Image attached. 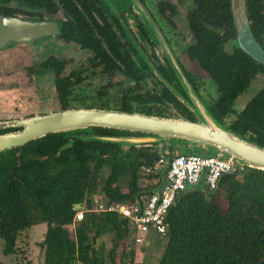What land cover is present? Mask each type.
<instances>
[{"label": "trees", "instance_id": "obj_1", "mask_svg": "<svg viewBox=\"0 0 264 264\" xmlns=\"http://www.w3.org/2000/svg\"><path fill=\"white\" fill-rule=\"evenodd\" d=\"M197 3L198 18L207 13V19L226 21L216 22L225 25L222 35L198 28L197 34L209 36L208 41L195 55L190 54L218 82L219 100L212 114L221 123L218 115L231 111L233 100L251 75L247 64L252 60L238 48L234 56H223L220 51L222 38L235 37L230 1ZM245 7L254 37L264 43V0H246ZM259 99L240 113L231 130L264 147V92ZM93 131L103 136L119 133L104 128ZM127 133L119 136H132ZM91 134L86 130L54 133L0 153L4 256L15 254L21 231L45 224L39 243L43 264H126V244L134 237L128 221L116 212H89L73 229L69 226L77 206L86 203L90 207L96 193L109 204L133 201L154 191V185H143L144 180L157 176L145 175L144 168L159 158L160 148L123 149L117 144L82 139ZM167 150L177 156L190 147L170 144ZM167 223L165 239L150 233L146 240L163 246L157 264H264V171L243 167L224 176L216 191L188 189L170 208ZM105 237L109 248L103 242Z\"/></svg>", "mask_w": 264, "mask_h": 264}, {"label": "flooded vegetation", "instance_id": "obj_2", "mask_svg": "<svg viewBox=\"0 0 264 264\" xmlns=\"http://www.w3.org/2000/svg\"><path fill=\"white\" fill-rule=\"evenodd\" d=\"M197 4V0H0L1 16L47 25L46 34L27 43H9L0 55L17 58L20 49L43 47L47 56L27 72L30 76L49 73L58 105L53 111L40 109L23 117L7 118L12 100L9 98L5 104L4 92L0 91V136L21 131L23 127L11 125L18 120L76 109L176 113L194 120L191 107L197 100L215 115L218 82L191 55L208 41L209 36L197 34L198 28L222 35L225 25L216 22L226 21L207 19V13L198 18ZM232 23L235 37L220 41L223 56H234L235 49H239L233 18ZM254 39L264 50V43ZM248 57L252 61L247 64L251 75L246 86L233 100L230 112L222 117L217 114L229 129L264 92V65ZM202 74L207 75L210 85L206 95L202 93ZM8 79L0 75L1 81ZM249 87L251 95L239 109L235 108L236 100ZM94 128L100 127L72 131L86 130L95 135ZM116 131V136L128 134Z\"/></svg>", "mask_w": 264, "mask_h": 264}, {"label": "water", "instance_id": "obj_3", "mask_svg": "<svg viewBox=\"0 0 264 264\" xmlns=\"http://www.w3.org/2000/svg\"><path fill=\"white\" fill-rule=\"evenodd\" d=\"M246 0H230L231 14L236 29V44L240 50L264 65V50L254 39L246 15ZM45 23H32L19 18L0 15V50L9 43H27L47 32ZM194 120L187 115H146L98 109H76L34 116L11 123L23 127L21 131L0 136V153L22 147L48 134L75 129L100 127L126 131L142 136L88 135L82 139L117 144L123 149L157 145L166 158L160 169L161 180L170 159L167 147L187 145L202 148L203 154L214 152L230 159L233 166L264 171V147L250 141L220 123L203 101L191 107ZM155 188L153 192H158Z\"/></svg>", "mask_w": 264, "mask_h": 264}, {"label": "built area", "instance_id": "obj_4", "mask_svg": "<svg viewBox=\"0 0 264 264\" xmlns=\"http://www.w3.org/2000/svg\"><path fill=\"white\" fill-rule=\"evenodd\" d=\"M166 158L159 154V158L144 168L147 176L155 175L152 180H144V185H154L158 192L142 193L133 201L125 203H107L99 193L91 198V206L86 203L77 206L72 226L80 223L86 213L103 214L116 212L126 219L132 228L134 241L144 243L150 233L159 239H165L168 232L167 215L174 205L177 197L192 188H205L216 191L221 179L234 173L242 166H233L230 159L223 154L214 152L209 155L170 154V159L165 170V180L160 177V169L165 164Z\"/></svg>", "mask_w": 264, "mask_h": 264}, {"label": "rangeland", "instance_id": "obj_5", "mask_svg": "<svg viewBox=\"0 0 264 264\" xmlns=\"http://www.w3.org/2000/svg\"><path fill=\"white\" fill-rule=\"evenodd\" d=\"M42 48L39 46L35 49L34 47L20 49L16 51L17 58L2 57L3 55H0V75H7L9 77L7 81L0 80V91L4 92L3 99H5V104L10 102L9 98L12 100L11 109L8 110L10 113L5 114L7 118L23 117L26 114L40 109H42L41 112H45L44 110L53 111L58 107L55 92L49 79V73L42 76H30L27 72L29 67L35 66L34 63H39L47 56L46 51ZM35 60L37 61L34 62ZM202 77L204 78V82L201 83V85H204L202 93L206 95L207 88L210 85L206 78L207 75L202 74ZM259 80L263 81V79ZM251 91L249 87L236 100L235 108L239 109L242 103H245L246 99L251 95ZM174 114L176 115V113H166V115ZM176 147L178 148L179 146ZM186 147H190V150L183 155L204 153L201 147L197 152H195L196 148L190 145ZM176 153L177 150H174L173 154ZM125 190L126 188L123 189V191ZM223 204L224 206L226 205L225 203ZM73 228L72 225L69 226V229ZM45 232V224L36 225L21 231L17 238L15 254L9 256L2 254L3 241L0 239V262L4 264H43V250L40 248L39 243L43 240ZM103 242L106 243L107 248L110 247V242L107 237L103 238ZM164 243L162 241V244ZM125 252L127 254L126 264H157L163 252V246H157L153 240L137 243L129 238Z\"/></svg>", "mask_w": 264, "mask_h": 264}]
</instances>
